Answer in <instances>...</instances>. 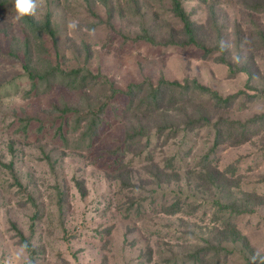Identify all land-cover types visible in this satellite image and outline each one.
I'll return each instance as SVG.
<instances>
[{"label":"rangeland","instance_id":"obj_1","mask_svg":"<svg viewBox=\"0 0 264 264\" xmlns=\"http://www.w3.org/2000/svg\"><path fill=\"white\" fill-rule=\"evenodd\" d=\"M107 1L112 18L103 0H43L38 20L49 14L56 37L43 33L34 43L37 50L30 57L39 73L49 66L65 71L86 66L122 89L145 77L154 82L191 77L223 96L264 94V11L248 7L264 0H183L207 45L215 47L221 39L224 50L213 54L132 39L144 24L154 27L160 40L180 28L167 0ZM10 2L8 12L0 14V264H166L217 241V201H238L251 209L236 220L245 238L220 243L228 253L219 264H264V124L251 140L219 150V167L234 175L224 181L199 177V159L212 139L208 130L188 138L192 153L179 176L160 184L147 182L150 168L164 165L177 151L184 155L181 141L162 146L153 136L150 149L139 156L144 139L133 153L118 154L127 163L123 171L137 185L125 188L116 177V154L110 153L118 152L124 140V124L113 116L124 98L114 101L109 122L91 147L67 146L56 128L66 119L62 101H77V94L60 78L48 89L46 81L28 76L21 63L27 36ZM73 22L76 27L70 28ZM13 50L18 55L9 53ZM262 113L264 95L221 114L245 120ZM26 118L32 122L24 132ZM176 196L186 204L184 210L162 212V205ZM19 232L31 250L17 262L24 245Z\"/></svg>","mask_w":264,"mask_h":264},{"label":"trees","instance_id":"obj_2","mask_svg":"<svg viewBox=\"0 0 264 264\" xmlns=\"http://www.w3.org/2000/svg\"><path fill=\"white\" fill-rule=\"evenodd\" d=\"M10 1L0 0V14L8 12ZM167 2L170 3L171 13L181 23L180 28L173 27L174 34L160 40L154 34V27L150 28L144 24L141 26V31L132 37L133 40L144 41L157 47L194 46L204 49L207 54L224 50L221 39L217 41L215 47L207 45L200 33V26L191 19L184 7L183 0H167ZM134 3L137 6L136 1ZM103 4L108 8L109 16L112 18V6L107 0H103ZM249 6L258 12L264 11V1H251ZM21 22L27 36L23 42L24 53L21 63L28 76L33 80L38 77L42 81H46L49 83L48 89L54 80L57 81L60 78L62 84L77 94V101H62L64 106L62 115L66 116V119L65 123L61 122L56 128L57 134L67 142V146L77 149L91 147L95 138L100 135L104 126L109 122L107 114L109 109L114 107V101L124 98L122 105L115 106V111H113V116L124 124V140L122 146L118 148V152L114 150L110 153L116 154L114 159V163L117 165L116 177L125 188H134L137 185L133 182L130 172L123 171L127 163L118 154L120 151L123 155L133 153L134 147L144 139H146L145 144L137 153L139 156L150 149L153 136L162 146L168 145L177 138L181 141V150L184 155L177 151L175 155L167 159L164 165L154 163L153 166L156 169L151 170L150 168L151 173L148 174L151 179L147 182L160 184L175 180L171 177L172 175L176 176L175 178L179 176L184 158L192 153V140L188 138L198 135L203 129L208 130V134H212V139L208 150L199 159V164H201L199 177L215 182L227 179L226 176H234L219 167V150L225 146L241 145L251 140L259 134L258 126L264 124L263 113L245 120L221 114L235 105L243 104L245 106L248 100L258 99L264 94L255 93L250 97L244 92H238L223 96L218 90L201 84L196 78L187 77L183 81H178L161 77L154 82L150 77H145L140 82H131L122 89L105 75L93 73L86 66L66 71L59 68L58 65L49 66L44 72L39 73V69L33 65L30 55L37 50L36 46L38 45L34 43L42 39L43 33H49L53 38L56 37L51 17L49 14L42 20L26 17ZM262 33L261 36L264 40V32ZM17 51L13 50L9 53L18 55ZM220 60L226 61L223 57ZM247 96L250 99H247ZM22 120L25 122V124L22 123V129L26 132L32 121L30 118ZM38 131L40 132V129ZM149 159L154 161L153 153ZM235 168L236 165L233 164L230 171ZM76 182L82 188V182ZM82 190L84 191V189ZM62 199V193L59 192L58 206L60 208L63 207ZM215 205L218 206L213 218V222L217 223V241L185 258L178 257L175 261L168 260L165 262L166 264H219L220 258L228 253L220 243L225 240L237 241L245 238L239 230L236 220L239 216L251 212L246 203L217 201ZM185 206L182 199L176 196L172 203L162 205L161 210L164 213L175 215L182 212ZM127 208L131 210L130 207ZM36 215L37 213L32 215L33 220H36ZM19 236L23 244H27L28 249L31 250L28 239L21 232H19ZM212 253L214 255L210 257Z\"/></svg>","mask_w":264,"mask_h":264},{"label":"clouds","instance_id":"obj_3","mask_svg":"<svg viewBox=\"0 0 264 264\" xmlns=\"http://www.w3.org/2000/svg\"><path fill=\"white\" fill-rule=\"evenodd\" d=\"M43 6V0H13L12 10L15 13V20L22 21L26 17H33L38 19V12ZM70 28H75L76 24L73 22L69 25ZM28 248L27 244L21 246V250L16 254L15 260L20 261L21 256ZM8 264H13L12 261H9ZM28 264H31V261H28Z\"/></svg>","mask_w":264,"mask_h":264}]
</instances>
